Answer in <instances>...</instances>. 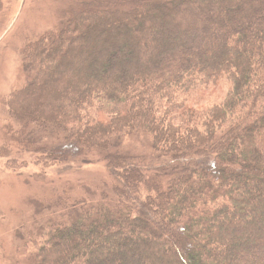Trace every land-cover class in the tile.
I'll list each match as a JSON object with an SVG mask.
<instances>
[{
    "label": "trees",
    "instance_id": "obj_1",
    "mask_svg": "<svg viewBox=\"0 0 264 264\" xmlns=\"http://www.w3.org/2000/svg\"><path fill=\"white\" fill-rule=\"evenodd\" d=\"M62 14L23 50L32 82L1 102L0 158L106 175L56 191L23 260L0 264H264V0Z\"/></svg>",
    "mask_w": 264,
    "mask_h": 264
},
{
    "label": "rangeland",
    "instance_id": "obj_2",
    "mask_svg": "<svg viewBox=\"0 0 264 264\" xmlns=\"http://www.w3.org/2000/svg\"><path fill=\"white\" fill-rule=\"evenodd\" d=\"M72 3L73 0H0V147L4 141L1 102L32 82V72L22 61L23 50L59 23L62 12ZM16 158L28 165L8 169L7 158H0V259L4 256L23 260L26 235L38 233L50 220L54 215L49 209L52 205H64L62 201L56 203V191L60 200L66 197L64 189L70 196L72 188L79 194L90 191L92 180L106 175L101 165L44 167L32 164V158L25 154ZM37 174H43V178L35 177Z\"/></svg>",
    "mask_w": 264,
    "mask_h": 264
}]
</instances>
